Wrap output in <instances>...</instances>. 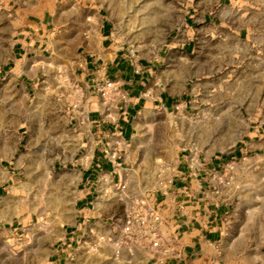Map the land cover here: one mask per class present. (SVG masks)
<instances>
[{
  "label": "crops",
  "instance_id": "0c3cea01",
  "mask_svg": "<svg viewBox=\"0 0 264 264\" xmlns=\"http://www.w3.org/2000/svg\"><path fill=\"white\" fill-rule=\"evenodd\" d=\"M35 1L0 0L13 27L10 34L0 35V91L17 106L34 103L38 75L63 68L54 57L55 50L61 52V36L49 28L48 17H54L51 10L60 9L65 0L54 5L40 0V17ZM80 2L82 32L85 35L87 25V33L97 36L98 43L74 69L73 83L84 89L83 113L59 116L61 137H70L74 121L82 140L70 210L51 221L45 246L39 243L17 254L14 242L2 241L0 248L13 254L0 255V264H264V226H250L249 210L217 193L222 189L218 174L228 156H199L195 162L179 156L168 184L150 189L147 142L138 141L155 135L156 122L192 108L189 92L199 80L195 71L204 59L240 56L242 50L246 57H262L264 0H193L182 28L156 55L141 58L123 49L113 51L111 21L100 6ZM234 50L239 53L232 54ZM60 57L71 65L78 59ZM108 82L113 87H107ZM97 88L105 89L108 97ZM50 102L47 97L43 101ZM23 126L19 114L12 133L0 128V199L7 182V139L14 137L13 151L21 153ZM243 151L239 144L232 159ZM149 210L158 223L149 220L125 233L128 215H146ZM0 234L6 230L0 228Z\"/></svg>",
  "mask_w": 264,
  "mask_h": 264
},
{
  "label": "rangeland",
  "instance_id": "374dc122",
  "mask_svg": "<svg viewBox=\"0 0 264 264\" xmlns=\"http://www.w3.org/2000/svg\"><path fill=\"white\" fill-rule=\"evenodd\" d=\"M57 1L47 0L52 5ZM192 1L88 0L100 6L103 16L113 24L112 50L130 51L135 58L156 55L172 33L182 28ZM39 5L40 0H36L38 17L42 12ZM82 9L80 0H65L60 9L51 10L54 17H48L49 28L62 40L61 52L55 50L54 57L55 61L63 62V68L53 74L38 75L34 103L10 104L7 96L4 97L5 92L0 91V128L12 133L20 114L24 125L22 131L26 135L21 153L13 151L16 139L12 136L7 139V182L0 199V228L6 230V234H0V243L14 242L12 247L16 248L14 252L17 254L29 252L30 246L36 248L39 243L45 246L46 233L52 228L51 221L70 210L71 197L76 189L71 183L78 177L76 159L82 149V140L74 131L77 122L70 124L69 138L61 137L58 130L61 126L59 116L63 113L70 117L83 113L80 104L84 100V89L74 85V69L80 59L95 52L98 43L97 36L87 33V25L85 35L82 32ZM261 16L264 17V13ZM262 28L264 30V25ZM12 29L7 10L1 5L0 35L10 34ZM232 43L235 47L238 45ZM231 53L239 52L234 50ZM0 54L4 56L3 51ZM75 55L78 59L72 65L64 63L60 57ZM195 73L199 80L189 92L192 108L187 112L177 111L156 122L153 137L138 139L147 142L149 188H162L168 184L179 156L186 155L195 162L199 156L210 158L224 154L228 161L218 174L222 178V189L217 193L223 192L225 198L237 204L239 209L249 210L250 226L254 222L255 227H262L264 52L259 58L246 57L244 50L240 56L206 58ZM50 88L52 91L46 94ZM97 90L108 97L105 89ZM46 97L50 103H43ZM239 144L243 145L244 151L238 159H232ZM72 168L75 170H69ZM8 252L13 254L11 250L0 248V255ZM5 264H13V261Z\"/></svg>",
  "mask_w": 264,
  "mask_h": 264
},
{
  "label": "built area",
  "instance_id": "2783aa9c",
  "mask_svg": "<svg viewBox=\"0 0 264 264\" xmlns=\"http://www.w3.org/2000/svg\"><path fill=\"white\" fill-rule=\"evenodd\" d=\"M107 87L111 88L113 87V83L108 82L107 83ZM152 220L154 223H158L159 222V218L158 216L154 213V211L149 210L146 215H143L141 213H133L127 216L126 219V224H125V228L124 231L125 233L129 234L133 231V229L135 228V226L140 225H146V223ZM159 243L158 242H154L153 246L154 247H158Z\"/></svg>",
  "mask_w": 264,
  "mask_h": 264
}]
</instances>
